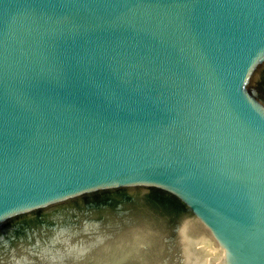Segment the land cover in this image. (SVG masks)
<instances>
[{"label": "water", "instance_id": "1", "mask_svg": "<svg viewBox=\"0 0 264 264\" xmlns=\"http://www.w3.org/2000/svg\"><path fill=\"white\" fill-rule=\"evenodd\" d=\"M0 264H264V0H0Z\"/></svg>", "mask_w": 264, "mask_h": 264}]
</instances>
